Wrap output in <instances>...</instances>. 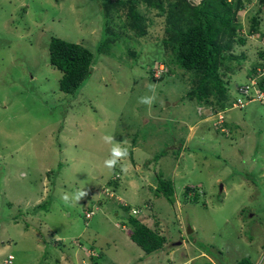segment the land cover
<instances>
[{"label": "rangeland", "instance_id": "1", "mask_svg": "<svg viewBox=\"0 0 264 264\" xmlns=\"http://www.w3.org/2000/svg\"><path fill=\"white\" fill-rule=\"evenodd\" d=\"M166 1L0 0V264L8 255L12 264H56L51 253L57 264H264V107L230 110L235 105L224 101L229 111L219 119L217 97L209 98L216 111L186 98L193 84L184 70L173 68L174 81L147 79L168 61L160 43L165 19L154 6ZM245 7L235 13L242 29L258 11L264 31V0ZM51 37L95 55L90 77L73 94L59 91ZM104 37L109 50L97 51ZM253 38L226 52L244 67L222 77L230 98L246 84V68L264 65V38ZM223 121L226 135L217 132ZM159 176L173 186L172 204L155 190ZM118 202L166 238L160 251L145 255L130 241L131 213ZM25 205L40 218L14 224ZM91 246L101 252L97 262Z\"/></svg>", "mask_w": 264, "mask_h": 264}, {"label": "trees", "instance_id": "2", "mask_svg": "<svg viewBox=\"0 0 264 264\" xmlns=\"http://www.w3.org/2000/svg\"><path fill=\"white\" fill-rule=\"evenodd\" d=\"M117 1L134 3L138 0ZM246 3H249V0H245L244 2L242 0H201L198 5H190L186 0H167L163 5L155 3L154 6L158 11V16L164 17L165 19L164 37L160 40V43L162 48L164 47L166 49V52L163 53L167 56L168 61H160V64H164V70L160 71L158 78H155L154 71H150L149 75L147 73V79L157 84L166 78H173L174 81L178 77L174 69L184 70V73L189 74L192 80L191 83L193 84L187 91L186 98L194 100L200 106L210 107L214 111L217 110V105L219 104V110L223 111L227 107L223 103L227 101V105L229 104L230 95L226 86L228 81L227 83L225 81L223 82L222 77H226L227 74L240 70L243 67L240 57L227 55L226 52L233 48L235 44L244 45L249 36L259 34L264 38V31H260L259 29L258 11L249 17L247 31L242 29V24L238 21L235 13L239 10H244ZM101 13L105 19L106 13L104 9ZM131 17L133 22L136 23L134 25L138 29L137 32L139 35H146L145 28L147 25L144 27L145 23L143 25V19L139 14L131 11ZM221 39H226V41L229 39V42H223L224 45L222 46L219 44ZM108 46L109 39L104 37L98 42L97 51L103 49L108 51ZM48 51L50 66L61 73V78L58 83L59 91L63 94H73L78 91L84 85L87 78L90 77L95 55L80 44L68 42L56 37H51L48 44ZM260 58L263 57L260 56ZM229 60L235 62L232 64L233 67L227 70L226 62ZM253 63L254 65H251L250 68L251 72L260 66L258 62ZM211 96L218 98L219 103H216V107H214L212 101L210 102L211 99L209 98ZM234 100L237 99L235 98ZM258 105L264 107L260 103ZM240 109L245 110V107ZM226 111H223L225 112L224 114H226ZM218 112H215L214 116ZM228 124L223 121L217 126V132L226 135L224 131L225 129L229 131ZM220 130L224 131L221 132ZM116 180L113 179V181ZM155 180L157 184L155 190L160 192L168 203L170 202L172 204V184L165 181L162 176H159ZM190 200L196 203L198 198L194 196ZM8 207L10 208L12 205L9 204ZM42 207H44V204H39L34 208L41 209ZM121 209L127 212L130 208L123 205ZM24 216L23 214L20 219L25 220ZM143 217V215H131L127 218L126 224L128 227H131L129 239L145 255H151L163 248L166 243V238L157 231L150 229L143 222ZM13 218H18V216H14ZM88 252L92 259L98 260L102 257L101 252L96 250L94 246H91ZM92 253H94V256H91ZM235 264L252 263L250 259L245 258Z\"/></svg>", "mask_w": 264, "mask_h": 264}, {"label": "built area", "instance_id": "3", "mask_svg": "<svg viewBox=\"0 0 264 264\" xmlns=\"http://www.w3.org/2000/svg\"><path fill=\"white\" fill-rule=\"evenodd\" d=\"M258 73V77L264 76V70H259ZM239 95L240 97L236 100L234 107L243 108L245 107V105L250 103H260L264 105V83L259 85V83H257V78L254 77L250 80L248 86H244L239 89ZM133 213L136 214L137 212L133 211ZM90 215L91 213H86L87 218ZM12 261L13 257L8 256L6 259L3 260L2 264H11Z\"/></svg>", "mask_w": 264, "mask_h": 264}, {"label": "clouds", "instance_id": "4", "mask_svg": "<svg viewBox=\"0 0 264 264\" xmlns=\"http://www.w3.org/2000/svg\"><path fill=\"white\" fill-rule=\"evenodd\" d=\"M259 34H255V35H252V36H249V37H247V39L250 41V40H255L253 37L254 36H258ZM259 37H261L260 35H259ZM243 62V61H242ZM258 62V61H257ZM259 64H260V66H258V68H256V70H254L253 72H251L250 71V69H248V68H246V71L248 72V75H247V77H248V80H247V82H246V84H242V85H238V86H236L235 87V91H236V94H237V96H235L234 98H230V105H229V107H231V105H235V103L236 102H234V103H232L233 101H236V100H234L235 98L236 99H238L239 97H240V95H239V89L241 88V87H244V86H248L249 85V83H250V80L252 79V78H257V83H259V85H261L262 83H264V76L262 77V76H260V77H258V75H259V73H258V71L259 70H264V65L261 63V62H258ZM252 64H254V63H252ZM244 67H242V68H240V70H242ZM240 70H237V71H240ZM237 71H235V72H237ZM235 72H233V73H235ZM252 104H256V103H250V104H248V105H252ZM257 104H259V103H257ZM247 107V106H246ZM203 107L202 106H200V109H202ZM234 108H236V109H240V108H237V107H233V108H230V110H233ZM210 109V108H209ZM224 110H227L228 111V109H224ZM223 110V111H224ZM223 111H219L217 114H218V116H220V115H223L225 112H223ZM226 111V112H227ZM213 114V113H212ZM217 116V115H216ZM116 177L115 178H113V179H119V175L117 174V175H115ZM109 198H114V197H109ZM120 201H122V200H120ZM123 202V201H122ZM130 210V213H131V215L132 216H136V215H140V212L138 211V210H136V209H134V208H132V209H129ZM133 211H136L137 213L136 214H134L133 213ZM86 213H91V215L87 218L86 217ZM94 215V212L93 211H90V212H85V214H84V218H85V220L86 221H88L89 219H91V217Z\"/></svg>", "mask_w": 264, "mask_h": 264}, {"label": "crops", "instance_id": "5", "mask_svg": "<svg viewBox=\"0 0 264 264\" xmlns=\"http://www.w3.org/2000/svg\"><path fill=\"white\" fill-rule=\"evenodd\" d=\"M42 185H43V186H46V185H47V182L44 183V180H43ZM45 190L47 191V188H46V187H43V194H44V195H46ZM45 198H47V197H45ZM45 198H44V199H45ZM42 199H43L42 197H36V198H35V201H42ZM115 200L118 201L117 198H115ZM44 201H45V200H44ZM123 202H124V201H123ZM118 204L121 206V204H120L119 202H118ZM38 205H39V204H38ZM38 205H37V206H38ZM13 206H14V205H13ZM125 206H128V205L125 204ZM15 207L18 208V206H15ZM121 207H122V206H121ZM128 207H129V206H128ZM32 208H33V206H26V205H25V208H24V209H25V211H24V215H25V216H24V217H25V218H29L30 221H33V220H36V219L40 218L38 215H41V213H42L41 211H39V212L37 213L36 216H31V217H30V216H28V214H27V213H28L27 210H31ZM33 210H34V208H33ZM49 213H50V212L47 213V215H48L47 217H48L49 220H51V218H53L54 215L56 214V211L54 212V215L51 216V217H49ZM58 213L60 214L59 217H62V216H63L62 211H59ZM11 218L14 220V224L18 223V221L20 222V220H21V219L17 220V218H13V217H11ZM84 221H85V220H84ZM26 224H28V223L26 222ZM28 225H29V224H28ZM85 225H87V223H85ZM24 228H25V227H24ZM51 228H52V227H51ZM52 229H53V228H52ZM61 240H62V242H63V241H64V238H61ZM91 242H95V241H92V240H91ZM182 242H184L183 239H182ZM80 245H81V243H80ZM51 254H53V257L50 259V261H53V262H55V263L57 264L58 261H56V259H57L56 254H54V253H51ZM83 259L86 260V258H83ZM84 260H82V259L80 258V262H81L82 264H85V263H84V262H85ZM98 260H100V259H98ZM90 261L97 262V260L92 259V258L90 259ZM77 264H79V263H77Z\"/></svg>", "mask_w": 264, "mask_h": 264}, {"label": "water", "instance_id": "6", "mask_svg": "<svg viewBox=\"0 0 264 264\" xmlns=\"http://www.w3.org/2000/svg\"><path fill=\"white\" fill-rule=\"evenodd\" d=\"M191 231H190V229L188 228V230H187V233H190Z\"/></svg>", "mask_w": 264, "mask_h": 264}]
</instances>
